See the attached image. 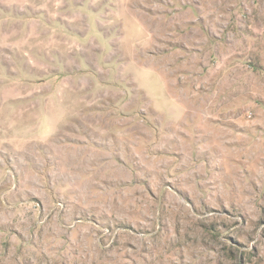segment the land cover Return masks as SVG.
Here are the masks:
<instances>
[{
	"label": "rangeland",
	"instance_id": "rangeland-1",
	"mask_svg": "<svg viewBox=\"0 0 264 264\" xmlns=\"http://www.w3.org/2000/svg\"><path fill=\"white\" fill-rule=\"evenodd\" d=\"M0 264H264V0H0Z\"/></svg>",
	"mask_w": 264,
	"mask_h": 264
}]
</instances>
